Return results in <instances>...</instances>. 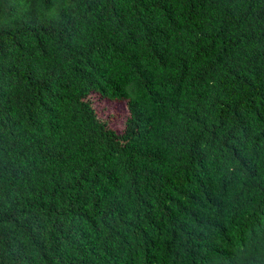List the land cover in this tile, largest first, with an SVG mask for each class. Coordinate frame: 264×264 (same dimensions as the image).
Here are the masks:
<instances>
[{
    "label": "trees",
    "instance_id": "1",
    "mask_svg": "<svg viewBox=\"0 0 264 264\" xmlns=\"http://www.w3.org/2000/svg\"><path fill=\"white\" fill-rule=\"evenodd\" d=\"M0 264H264V0H0Z\"/></svg>",
    "mask_w": 264,
    "mask_h": 264
},
{
    "label": "rangeland",
    "instance_id": "2",
    "mask_svg": "<svg viewBox=\"0 0 264 264\" xmlns=\"http://www.w3.org/2000/svg\"><path fill=\"white\" fill-rule=\"evenodd\" d=\"M91 106L100 120L106 121L107 125L120 132L128 115L125 102L102 98L95 93H90Z\"/></svg>",
    "mask_w": 264,
    "mask_h": 264
}]
</instances>
